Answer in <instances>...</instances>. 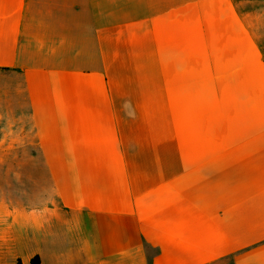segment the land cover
I'll return each mask as SVG.
<instances>
[{
    "label": "crops",
    "instance_id": "crops-1",
    "mask_svg": "<svg viewBox=\"0 0 264 264\" xmlns=\"http://www.w3.org/2000/svg\"><path fill=\"white\" fill-rule=\"evenodd\" d=\"M2 154L0 264H264V0H0Z\"/></svg>",
    "mask_w": 264,
    "mask_h": 264
},
{
    "label": "rangeland",
    "instance_id": "rangeland-1",
    "mask_svg": "<svg viewBox=\"0 0 264 264\" xmlns=\"http://www.w3.org/2000/svg\"><path fill=\"white\" fill-rule=\"evenodd\" d=\"M6 154H2L0 155V160H4ZM9 159V154H7V158ZM15 171H19L22 173V176H26L27 172H29L30 170H11L9 168H0V197L5 200L6 202H8V204L13 203L18 204V203H25V189L26 187H28L27 185H23V184H10V180L11 176L13 175V173ZM34 172L37 170H33ZM34 186H31V189ZM20 199V200H18ZM23 201H22V200ZM23 263V262H22ZM4 264H18V261L16 262V260L13 259H8L6 260V262ZM23 264H33V260L29 263H23Z\"/></svg>",
    "mask_w": 264,
    "mask_h": 264
},
{
    "label": "trees",
    "instance_id": "trees-1",
    "mask_svg": "<svg viewBox=\"0 0 264 264\" xmlns=\"http://www.w3.org/2000/svg\"><path fill=\"white\" fill-rule=\"evenodd\" d=\"M7 71V70H6ZM18 264H23L21 260L18 261ZM33 264H40V259L38 257L33 259Z\"/></svg>",
    "mask_w": 264,
    "mask_h": 264
}]
</instances>
